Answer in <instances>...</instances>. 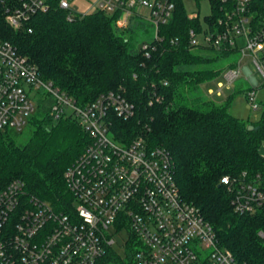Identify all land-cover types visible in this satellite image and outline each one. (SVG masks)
I'll return each mask as SVG.
<instances>
[{
    "label": "built area",
    "instance_id": "obj_1",
    "mask_svg": "<svg viewBox=\"0 0 264 264\" xmlns=\"http://www.w3.org/2000/svg\"><path fill=\"white\" fill-rule=\"evenodd\" d=\"M174 1L95 0V10L115 16L119 33L133 28L135 19L146 18L151 39L140 48L149 56V49L155 50L162 41L160 28L171 20ZM206 1L211 12L203 20L197 13H187L198 21L188 29L189 45L240 51L251 58L263 86L264 5L259 10L257 0ZM58 4L73 13L71 0ZM48 6L49 0H0L5 22L28 33L30 20ZM176 42L170 39L171 44ZM239 72L225 70L227 83ZM247 76L251 88L260 87L251 74ZM223 87L217 84V95ZM255 89L245 93L252 109L258 108ZM39 105L47 107L52 121L73 118L89 142L64 172L72 197V207L65 212L27 194L21 180H11L0 190V264H98L114 243L108 234L111 226L129 235L126 245L131 249L124 264H243L220 245L200 211L180 196L170 152L151 145L142 130L130 137L124 127L117 128L135 116L132 102L117 91L78 102L42 79L34 64L0 39V131L21 132ZM221 183L234 213L264 210V173L224 176Z\"/></svg>",
    "mask_w": 264,
    "mask_h": 264
},
{
    "label": "trees",
    "instance_id": "obj_2",
    "mask_svg": "<svg viewBox=\"0 0 264 264\" xmlns=\"http://www.w3.org/2000/svg\"><path fill=\"white\" fill-rule=\"evenodd\" d=\"M58 1L49 0L48 8L33 16L30 33L9 26L0 12V39L78 102L108 91L123 94L134 104L135 116L117 128L130 137L142 130L151 145L166 148L180 196L200 211L220 245L243 264H264V210L234 213L221 183L224 176L264 173V104L260 118L247 123L229 112L231 97L216 104L199 93L201 84L224 72L214 66L217 58L233 51L189 45L188 29L198 21L188 18L183 0L174 1L171 20L160 28L162 41L149 56L125 36L133 28L116 31L115 16L99 10L69 14ZM263 5L257 0V9ZM26 129L24 141L21 132L0 131V190L21 180L27 194L65 212L72 197L64 172L89 137L73 118L52 121L45 105L38 106ZM124 260L111 248L98 264Z\"/></svg>",
    "mask_w": 264,
    "mask_h": 264
},
{
    "label": "rangeland",
    "instance_id": "obj_3",
    "mask_svg": "<svg viewBox=\"0 0 264 264\" xmlns=\"http://www.w3.org/2000/svg\"><path fill=\"white\" fill-rule=\"evenodd\" d=\"M183 3L187 13H197L200 20H203V17L211 12L209 3L206 0L197 3L192 0H183ZM95 4V0H71L70 9L74 13L86 14L95 11ZM141 11L147 16L148 12L146 9ZM151 33L152 26L150 22L146 18H137L134 20L133 31L125 33V36L131 40L135 48H140L143 42L151 39ZM230 63H234V68L240 71L238 77L231 84L227 83L225 74L221 73L201 84L199 93L203 98L209 99L216 104H221L227 97H231L229 112L244 122H255L260 118L262 105L264 104V85L262 86V77L251 58L247 55L242 57L240 51H234L227 56H219L215 61L214 66L223 68L225 72V70L229 69L228 66ZM248 74L253 76L254 82H257L260 87H257L256 89L251 88L253 84L249 80L247 76ZM218 83L224 85L221 95L216 94ZM249 89H255L258 102L257 109H252L250 103L245 97V93ZM208 90H212L213 93H208ZM26 137L27 129L24 128L21 131V141H24ZM260 154L264 158V145H261L260 147ZM108 234L114 240L111 248L124 259L125 253L128 249L126 245L129 238L127 231L116 226H111Z\"/></svg>",
    "mask_w": 264,
    "mask_h": 264
}]
</instances>
